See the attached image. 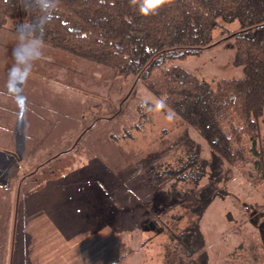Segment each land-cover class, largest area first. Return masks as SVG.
Masks as SVG:
<instances>
[{
	"label": "rangeland",
	"instance_id": "obj_1",
	"mask_svg": "<svg viewBox=\"0 0 264 264\" xmlns=\"http://www.w3.org/2000/svg\"><path fill=\"white\" fill-rule=\"evenodd\" d=\"M14 30L10 23L0 33V92L13 63ZM238 31L239 21L220 19L211 47L169 65H180L212 87L223 79L241 78L234 40L226 39ZM23 94V112L0 95V107L12 112L9 117L29 136L28 141L14 134L0 139V148L22 150L26 159L21 162L14 155L19 167L8 185V164L0 166V264H170L165 257L168 235L149 228L144 208L151 204L147 202L153 191L147 178L150 163L172 162L168 146L186 128L180 119L175 115L167 120V109L142 115L140 104L157 97L138 76L120 75L49 45L34 63ZM4 120L1 117L0 127L10 128ZM187 130L209 159L207 144L194 129ZM20 142H27L24 148ZM74 144L69 156L52 158L42 170L36 169L48 156ZM250 146L234 169L230 196L215 200L201 221L210 264H264V249L253 243H259L260 234L252 220L264 203V184ZM180 214L176 208L159 221L174 230L177 220L172 215Z\"/></svg>",
	"mask_w": 264,
	"mask_h": 264
},
{
	"label": "trees",
	"instance_id": "obj_2",
	"mask_svg": "<svg viewBox=\"0 0 264 264\" xmlns=\"http://www.w3.org/2000/svg\"><path fill=\"white\" fill-rule=\"evenodd\" d=\"M36 16L37 12L26 11L20 0H0V33L10 23L16 31ZM220 19L240 22L241 31L226 39L234 40V63L243 69L241 78L223 79L212 87L180 65H169L211 47V35ZM45 41L78 58L114 68L120 75L138 76L152 94L166 100L186 126L168 146L172 162L150 163L147 178L153 191L147 202L151 204L144 209L149 228L156 235H168L165 257L170 264H210L201 221L215 200L230 196L234 169L244 159L249 143L264 184V0H168L148 17L139 15L130 0H59L46 27ZM3 110L0 107V120L4 118L11 127H6L8 133L0 132V139L12 134L19 141L29 138L22 126L18 129V121L9 117L12 112ZM187 127L207 144L209 159L202 156L203 145L191 137ZM81 138L80 134L76 142ZM26 143L19 146L24 148ZM6 147L0 148V166L8 164L4 167L8 185L13 170L19 167L13 161L16 157L21 162L26 159L21 157L22 150L19 153ZM75 147L48 156L36 169L42 170L52 158L69 156ZM176 208L181 214L172 215L177 220L172 230L159 218ZM255 214L252 220L260 240L253 243L264 249V203Z\"/></svg>",
	"mask_w": 264,
	"mask_h": 264
},
{
	"label": "clouds",
	"instance_id": "obj_3",
	"mask_svg": "<svg viewBox=\"0 0 264 264\" xmlns=\"http://www.w3.org/2000/svg\"><path fill=\"white\" fill-rule=\"evenodd\" d=\"M20 3L26 11L37 12V16L33 21L17 27L16 44L12 49L13 63L7 71L5 91L0 92V95L10 98L15 107L23 112L27 110V97L23 94L24 85L33 75L34 63L44 55L46 27L54 18L59 0H20ZM130 3L137 8L139 15L148 17L158 13L168 0H130ZM49 83L64 92H73L67 85ZM140 107L147 112H163L167 109L165 118L172 121L175 117V112L168 108L164 98H155L152 103L144 101ZM7 131L6 127L0 128V132Z\"/></svg>",
	"mask_w": 264,
	"mask_h": 264
}]
</instances>
